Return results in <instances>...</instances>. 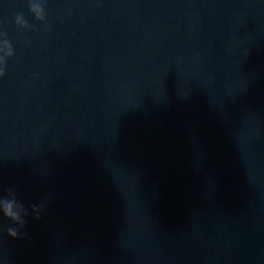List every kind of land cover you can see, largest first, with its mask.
I'll return each instance as SVG.
<instances>
[{
	"label": "water",
	"instance_id": "95a60500",
	"mask_svg": "<svg viewBox=\"0 0 264 264\" xmlns=\"http://www.w3.org/2000/svg\"><path fill=\"white\" fill-rule=\"evenodd\" d=\"M5 64L0 264H264V0H0Z\"/></svg>",
	"mask_w": 264,
	"mask_h": 264
},
{
	"label": "clouds",
	"instance_id": "9594fccd",
	"mask_svg": "<svg viewBox=\"0 0 264 264\" xmlns=\"http://www.w3.org/2000/svg\"><path fill=\"white\" fill-rule=\"evenodd\" d=\"M22 17H23L22 15H17L16 18H15L16 22H19V20ZM5 67H6V64H5V66L3 68H0V77H2L5 74L4 73ZM5 215L10 217L11 216V213L10 212H6ZM9 235L15 237L16 236V233L15 232H9Z\"/></svg>",
	"mask_w": 264,
	"mask_h": 264
}]
</instances>
